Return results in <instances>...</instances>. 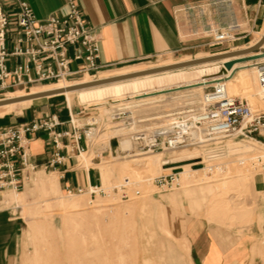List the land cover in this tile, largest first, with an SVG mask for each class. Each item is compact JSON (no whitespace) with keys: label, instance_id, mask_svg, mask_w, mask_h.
<instances>
[{"label":"rangeland","instance_id":"rangeland-1","mask_svg":"<svg viewBox=\"0 0 264 264\" xmlns=\"http://www.w3.org/2000/svg\"><path fill=\"white\" fill-rule=\"evenodd\" d=\"M216 49L213 53H225ZM213 53L144 62L118 73L152 69ZM185 72L190 74L189 79L198 78L196 70L188 68ZM111 74L102 73L97 79ZM218 76L220 73H215L212 79ZM235 84L241 95L257 93L256 75L250 68L236 75ZM51 86L39 84L21 92ZM207 90L210 88L204 87L203 92L174 91L156 101L142 102L135 98L136 93L127 91L124 97L109 95L89 105L79 100L78 93L70 94L69 98L60 94L75 107L79 106L83 110L80 115L88 122H95L90 125L95 132L93 141L104 144L113 136L120 148L121 143L128 140L132 145L108 161L106 172L114 171L117 178L113 179L111 174L104 178L106 194L62 193L56 190V181L51 178L44 180V184L32 179V184L18 194L10 192L12 201L7 203L17 206L15 216L19 224L16 264H196L187 242L176 238L165 227L163 209L167 201L175 205L187 201L195 213L209 219L216 234H242L256 213L264 212V190L254 183L256 172L251 173L248 166L242 168L231 162V174L228 171L224 177L206 174L203 164L198 163L201 149L185 146L150 152L131 139L139 128L152 129L164 123L171 111L198 107ZM14 91H10L12 94L8 97L20 92ZM29 104L16 106L19 109ZM262 107L264 102L256 109ZM117 112L123 115L126 126L122 124L123 119H112ZM258 146L264 148L262 144ZM82 157L85 160V153ZM170 172H178L180 185L159 188L155 178ZM126 179L128 195L123 198L122 192L113 188L124 184Z\"/></svg>","mask_w":264,"mask_h":264},{"label":"crops","instance_id":"crops-1","mask_svg":"<svg viewBox=\"0 0 264 264\" xmlns=\"http://www.w3.org/2000/svg\"><path fill=\"white\" fill-rule=\"evenodd\" d=\"M77 1L85 21L99 31V63L102 68L100 74L118 73L127 68L141 66V63L160 59H180L182 56L213 53L215 48H218L216 51L225 52L239 50L256 44L264 34V0ZM28 2L38 19L51 13L62 15L69 10L66 0ZM200 6L202 12L199 10ZM231 22L239 24L234 30L238 38L215 45L212 36L207 32L208 23L221 28ZM75 79L77 78H70L68 80L72 83H67L73 85L86 80ZM14 89L0 90V99L8 98L12 94L9 92ZM21 90L25 89L19 88ZM59 97L61 95L37 98L32 103H21L30 104L19 109L16 105L0 108V131L52 115L57 116L61 122L56 127L58 131H71V119L81 126L88 123L80 115L83 110L71 104L69 96L67 99ZM84 144L83 139L75 143L72 136H63L59 140L62 161L51 164L50 161L58 149L47 133H36L29 143L30 159L36 164V168L23 171L22 189L30 186L32 179L44 184V180L51 178L56 181V190L62 193L76 192L79 187L86 192L94 186L101 187L104 191V178L109 174L113 179L116 177L114 171L106 172L105 167L112 157L122 153L120 145L111 136L107 143L94 141L79 154L77 145ZM84 153L85 160L82 157ZM262 180V177L254 176V183L261 191L264 190ZM10 194L7 189L0 190V264H16L17 259L19 224L18 217L15 216L17 206L7 203L12 201ZM90 195L93 196L91 193ZM164 205L165 227L176 238L187 242L196 264H264V212L256 213L255 219L242 234L230 235L216 234L209 219L203 214L195 213L187 201L183 200L178 205L167 201Z\"/></svg>","mask_w":264,"mask_h":264},{"label":"built area","instance_id":"built-area-1","mask_svg":"<svg viewBox=\"0 0 264 264\" xmlns=\"http://www.w3.org/2000/svg\"><path fill=\"white\" fill-rule=\"evenodd\" d=\"M66 3L69 8L67 13H51L38 19L28 0H0V90L28 89L32 85L75 77V80L85 76L98 77L102 69L99 63V31L85 21L77 0H66ZM199 10L203 11L201 6ZM237 27V22L227 23L221 28L208 23L207 32L215 45H222L238 38L234 32ZM257 53L261 54L256 60L257 79L264 94V53L261 50ZM206 87L210 90L204 92L199 107L171 111L164 123L152 129L139 128L131 139L140 142L142 148L150 152L185 146L201 149L202 156L198 163L203 164L208 174L224 177L226 171L230 173L229 165L234 162L256 171V175L263 178L264 186V155L242 158L239 148L243 141L263 149L258 145H264V107L252 108L246 97L228 93L223 81ZM112 119L122 120L123 115L121 112L114 113ZM92 123L81 126L71 119V131H58L56 127L61 122L52 115L4 128L0 131V190L15 193L22 190L23 171L36 168L29 151V143L36 133L42 131L49 135L58 149L50 163H61L63 155L59 151V140L63 136H72L75 143L83 139L85 147L77 145L81 154L94 142L92 136L95 132L90 127ZM124 123L125 119L122 121ZM127 123L131 124L130 121ZM125 150L121 149L122 152ZM128 182L126 179L124 184L113 188L120 190L123 198L128 195L125 190ZM155 183L161 189H171L180 185L179 174L170 172L157 176ZM76 192L84 190L79 187ZM88 192L93 195L100 192L106 194L98 186L89 188Z\"/></svg>","mask_w":264,"mask_h":264},{"label":"bare ground","instance_id":"bare-ground-1","mask_svg":"<svg viewBox=\"0 0 264 264\" xmlns=\"http://www.w3.org/2000/svg\"><path fill=\"white\" fill-rule=\"evenodd\" d=\"M259 48H264V41L260 44ZM248 55L252 56V55H259V54L252 53ZM234 58H238V57H228V58L213 61V62L199 63L198 65H193V66H186V67L177 68V69H167V71L153 72L152 74L137 75V77H130V78H125V79H121L117 81L106 82V84L94 85L88 88L77 89L76 91L65 90L62 94L69 96L70 94L78 93L79 100L85 103L86 105L92 104V102H95L96 100H104L109 95L117 96V97H124L123 95L127 91L136 93L135 98L139 99L138 100L139 102L156 101L159 98L163 97V95H167L168 93H173L174 91H175L174 93L188 91V90L192 92L194 91L203 92L204 87L214 84V82H217V81H223L226 85L228 93L232 95H239L242 97L246 96L252 108H257L262 104V102H264V99H263L264 94H262L260 90L259 82L257 79V63L258 62H256V60H258V58L257 59L248 58L242 62H234L231 68L229 67L227 68L226 65H224V63L227 62L228 60H234ZM175 63H179V62H175ZM166 65H161V66H166ZM188 68L190 70L191 69L196 70V74H198V78L189 79L188 76L190 74H186L185 72V70H187ZM249 68L251 69V71H253V74L256 75L257 93L254 96L252 95L248 96L246 94L244 95L239 94L237 92L238 91L237 84H235L236 75L240 71L246 70ZM142 70H147V69H141L137 71H142ZM137 71L128 70L123 73H114L109 76L100 77L99 79H106L107 77L121 76L124 74L134 73ZM215 73H220V76H218V78L212 79V75ZM86 77L87 76H85L84 78L86 79ZM97 78H94V79H97ZM91 80H92L91 77L88 76V78L84 82H90ZM67 82L68 80L61 79L59 82L45 83V85L52 84V86L50 88H42V89H35V90L32 89L26 92L20 91L19 93L13 94L11 97H8V98H14L15 96L30 95V93H38V92H45L49 90L64 89L68 86H71ZM41 85H44V84H41ZM73 85H76V84H73ZM34 86L35 85H32V87ZM180 89H185V90H180ZM33 101L34 99H30V100L18 101L15 103L0 104V108H4L6 106H15L21 103H27V102H33ZM202 102H203V96L201 97L199 106L202 104ZM92 122L93 120L90 121V123ZM130 141L131 140L121 143V148L130 149L132 145ZM239 148L242 152V155H240L242 156V158H246L254 154H260L261 156L264 155V148L262 150L257 149L251 142L243 143L242 145H240ZM248 149H251V151L247 153V156H246V151ZM242 168H245V167L242 166ZM217 169L221 171L220 167H218ZM250 171L251 173L253 172V170H250ZM206 174H207V171H206ZM15 194H18V192Z\"/></svg>","mask_w":264,"mask_h":264},{"label":"water","instance_id":"water-1","mask_svg":"<svg viewBox=\"0 0 264 264\" xmlns=\"http://www.w3.org/2000/svg\"><path fill=\"white\" fill-rule=\"evenodd\" d=\"M263 41H264V34L261 36V39L258 41V43H256L255 45L249 46V47H245L243 49L230 50L225 53L216 52L211 55L199 56L197 58L185 60L179 63L167 64L166 66L152 67V69L137 71L134 73L124 74L121 76L107 77L106 79H94V80H91L90 82H84V83H76V85H71V86H68L60 90L59 89L49 90L45 92L30 93V95L15 96L14 98H4V99H0V104L15 103L18 101L36 99V98H41V97L50 96V95H60L65 90L76 91L77 89L88 88L94 85L106 84V82L117 81V80L130 78V77H137V75L152 74L153 72L167 71V69H177V68H182L186 66H193V65H198L199 63L213 62V61L222 60L228 57H238V58H234V60H228L227 62L224 63V65H226L227 68L228 67L231 68L234 62H242L248 58H253V59L259 58L261 54L252 55V56H249L248 54H252V53L258 54L257 52H259V50H261L264 53V48H259L260 44Z\"/></svg>","mask_w":264,"mask_h":264}]
</instances>
